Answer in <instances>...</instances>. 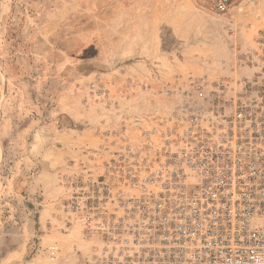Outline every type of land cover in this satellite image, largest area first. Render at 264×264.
<instances>
[{
    "label": "rangeland",
    "instance_id": "374dc122",
    "mask_svg": "<svg viewBox=\"0 0 264 264\" xmlns=\"http://www.w3.org/2000/svg\"><path fill=\"white\" fill-rule=\"evenodd\" d=\"M244 2L222 15L207 0H0V264L99 263L104 239L82 218L93 200L105 207L103 192L124 189L134 122L232 85L240 75H222L220 46L242 32L253 47L264 31V0ZM174 30L180 79L133 81L141 43L159 33L166 58ZM196 32L208 43L192 52Z\"/></svg>",
    "mask_w": 264,
    "mask_h": 264
},
{
    "label": "built area",
    "instance_id": "2783aa9c",
    "mask_svg": "<svg viewBox=\"0 0 264 264\" xmlns=\"http://www.w3.org/2000/svg\"><path fill=\"white\" fill-rule=\"evenodd\" d=\"M207 1L216 14L245 10ZM242 56L232 85L134 122L124 189L82 218L104 239L98 264H264V31Z\"/></svg>",
    "mask_w": 264,
    "mask_h": 264
},
{
    "label": "crops",
    "instance_id": "0c3cea01",
    "mask_svg": "<svg viewBox=\"0 0 264 264\" xmlns=\"http://www.w3.org/2000/svg\"><path fill=\"white\" fill-rule=\"evenodd\" d=\"M251 28L253 29L254 25H251ZM200 34L201 33L196 32L194 35H191V39L194 38V41L192 40V42L190 43V51L197 52L198 49L202 46V44L206 45L208 43H203L200 40ZM237 34L239 35H236V37H229L228 41H225V43L220 46V54L222 56H225H223L224 59H220L223 61L218 63H222V75L224 77H230L232 76V74L235 76V72L233 71H235L236 65L245 61L244 57H240V54H242L243 52L245 53L246 48L244 47L245 45L243 42L244 33L241 32ZM255 34L257 33L253 29V31H250V33L248 34V37L250 36L249 38H252L255 36ZM159 36L160 34L158 33L157 38L159 39V42L157 41L149 44V42L146 40V42L141 43V52L139 53L141 54V60L138 61L136 64H133L134 66L130 67L131 74L137 76V78H132V80L140 81L141 84L145 85L147 89H152L153 87L161 85L173 86L180 79L181 75V64L179 61L181 44L178 41L180 36L177 34V32H175V30L171 35H168V39L172 41L173 44L171 46L169 45L168 49H166V58L162 57L165 52L162 50L164 42H161ZM160 50L162 51L161 53ZM137 54L138 51H135L134 55L137 56ZM197 60L198 59L195 57L194 64L197 63ZM214 63L217 62H214L213 59L211 61H205V78L208 79L210 75L212 76ZM208 70L210 71V73L208 72Z\"/></svg>",
    "mask_w": 264,
    "mask_h": 264
}]
</instances>
